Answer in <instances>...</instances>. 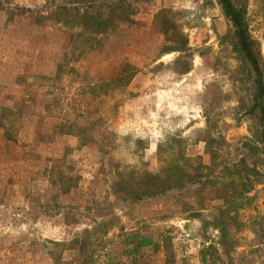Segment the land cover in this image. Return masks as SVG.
Returning <instances> with one entry per match:
<instances>
[{
  "label": "rangeland",
  "instance_id": "obj_1",
  "mask_svg": "<svg viewBox=\"0 0 264 264\" xmlns=\"http://www.w3.org/2000/svg\"><path fill=\"white\" fill-rule=\"evenodd\" d=\"M68 1L0 0V264H264V117L219 1L144 0L92 52ZM232 2L264 80V0Z\"/></svg>",
  "mask_w": 264,
  "mask_h": 264
},
{
  "label": "trees",
  "instance_id": "obj_2",
  "mask_svg": "<svg viewBox=\"0 0 264 264\" xmlns=\"http://www.w3.org/2000/svg\"><path fill=\"white\" fill-rule=\"evenodd\" d=\"M144 0H69L68 3L58 6L52 16L60 17L62 20L69 19L75 23H81V30L77 35V42L83 39L87 43L81 51L92 52L101 49L103 42L112 34L118 27L131 21L132 17L137 13L139 3ZM225 16L231 21L234 27V36L236 45L241 55L246 62L251 66L256 75L255 78V95L254 107L260 111L264 117V80L261 73V66L258 60V54L253 42L247 32V27L244 22V10L236 7L232 0H218ZM101 38H98V37ZM78 47V45H76ZM83 52V53H84ZM83 55V54H82ZM264 119V118H262ZM155 191L152 195L163 194L166 181L162 176L154 175L150 177ZM179 176L177 183L180 182ZM165 230L160 236V240L165 245L164 251L168 253V245L170 237L165 235ZM85 242V241H84ZM82 243V245L84 244ZM124 245L127 247L125 254L135 256L140 254L142 249L152 248L154 251L160 249L159 244L150 237L142 236L138 233H131L123 239ZM64 246L62 243L55 244ZM53 256L57 260L58 256ZM172 256H166V263H169Z\"/></svg>",
  "mask_w": 264,
  "mask_h": 264
},
{
  "label": "crops",
  "instance_id": "obj_3",
  "mask_svg": "<svg viewBox=\"0 0 264 264\" xmlns=\"http://www.w3.org/2000/svg\"><path fill=\"white\" fill-rule=\"evenodd\" d=\"M17 1H20V2H22L23 3V0H17ZM7 59H8V57L6 58V56H5V54H3L2 56H0V61L2 62V63H4V62H6L7 61ZM9 60V59H8ZM4 77L2 76V74H0V85L2 84V82L4 81ZM0 91H5L4 89H2V87H0ZM0 112H1V110H0ZM1 177H3V176H1ZM10 177V176H9ZM17 186V187H16ZM12 191H14V192H16L17 191V193H18V189H21L22 190V187H21V185L20 184H18V185H15V186H13L12 187ZM23 198V197H22ZM20 199V198H19ZM22 200V199H21ZM22 202H23V200H22ZM9 203H10V201H9ZM21 205H23V204H21Z\"/></svg>",
  "mask_w": 264,
  "mask_h": 264
}]
</instances>
